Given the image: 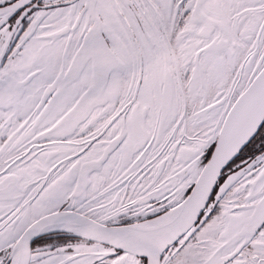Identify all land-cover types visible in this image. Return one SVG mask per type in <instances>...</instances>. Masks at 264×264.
I'll return each mask as SVG.
<instances>
[{
  "label": "snow or ice",
  "instance_id": "obj_1",
  "mask_svg": "<svg viewBox=\"0 0 264 264\" xmlns=\"http://www.w3.org/2000/svg\"><path fill=\"white\" fill-rule=\"evenodd\" d=\"M0 264H264V0H0Z\"/></svg>",
  "mask_w": 264,
  "mask_h": 264
}]
</instances>
